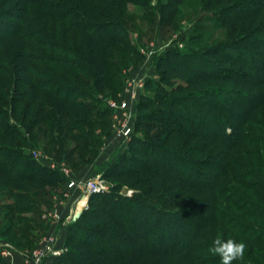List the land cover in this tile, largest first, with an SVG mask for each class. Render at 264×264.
I'll return each instance as SVG.
<instances>
[{"label": "rangeland", "instance_id": "rangeland-1", "mask_svg": "<svg viewBox=\"0 0 264 264\" xmlns=\"http://www.w3.org/2000/svg\"><path fill=\"white\" fill-rule=\"evenodd\" d=\"M19 1L4 2L11 5ZM54 1L76 5L73 2L77 0ZM166 1L126 0L120 8L121 12L111 16L106 12L102 14V7L88 12V19L92 22L108 20L115 23V27H110L115 31L100 40L88 35V50L83 59L77 60L78 64L85 65V68H81L86 69V73H65L64 69H60L61 81L71 88L62 92L69 103L50 97L52 106H44L39 114L36 110L24 120L11 115V102L8 106L0 102V109L9 110L5 114L10 119L9 128L16 125L14 130L21 136L0 142L1 156L9 154V157H13L10 164L16 171L31 160L38 163L35 167L38 172L34 173L33 180L11 177L9 182L0 181V258L4 260L3 264H175L179 259L178 254L155 252L149 248L113 256L107 249L116 239L109 237L110 232L101 226L104 222L113 224L112 220L109 222L107 218H102L104 208H114L118 204L112 201L124 203L125 198L133 197L139 191L149 194L151 201L149 199L148 202H152L156 208L149 217L146 215V221L142 224V231L152 234L150 244L158 242L155 240L157 238L165 237L173 224L182 226V209L198 207L199 204L198 208L203 211L210 206V202L203 197L207 192L200 186L191 185L182 175H172L162 168L146 170L143 164L150 162V156L146 154L148 150L155 148V143L165 138L159 135V131L165 125L162 118L167 116L166 112L173 110L169 107L172 95L183 98L192 88L187 85L183 71L173 64L167 67L168 61L163 60L164 57L172 52L210 53L215 45L240 38L241 30L230 35L232 24H225L223 17L217 16L220 7L235 0H223L221 3L218 0H181L173 10L170 6H164ZM96 2L88 0V6L97 5ZM242 4L243 10L250 14L253 0H242ZM45 11H32L26 15L25 21L29 26L26 30L30 32L32 27L39 26L50 37L34 35L29 37L31 40L16 38L11 43L16 48L22 42L28 46V54L43 57L46 61L31 64L44 74L54 70L47 61L49 56L74 60L65 52V48L69 45L78 49L77 44L81 40L74 39V31H64L67 28L64 21L46 17ZM3 19L10 20L7 17ZM254 20L264 22V12ZM234 25L240 29L242 21ZM257 35L254 38L248 35L244 42L241 39L238 45L240 57L233 56L232 61L222 58L220 61L227 67L245 69L254 83L260 77L257 70L259 63L264 61V30ZM50 38L57 40L54 43L57 49L48 46ZM175 60L180 62L182 68L184 62L181 57H175ZM6 63L0 62V70L11 69ZM250 64L254 65L255 73H250ZM0 76L3 77L1 71ZM18 76L21 73L13 72L6 77L9 82L6 85L8 94L0 91V98L13 100L18 89ZM43 78L48 79L46 75ZM246 88L250 89V85ZM251 88L256 91L261 87L255 85ZM252 113L255 120L264 121V105L252 110ZM34 116H37L38 122H32ZM148 124L153 128L149 129ZM247 125L248 133H264L259 124ZM184 139L174 134L165 139V146L172 150L178 144L175 152L181 154L182 150L191 148V144L197 142ZM240 144L242 147H235L233 153L242 168L233 167L235 176L220 178L216 204L225 216L229 215V222L247 231L250 238L240 236L227 226L221 228L215 238L219 235L223 239L232 238L250 244V250L245 249L243 259L233 264H264V192L255 196L260 189L250 191L246 188L251 181L264 182V171L255 164L256 155L264 152V147L245 141ZM190 151L181 154L188 164L181 160L178 167L186 169L189 166L192 176L199 180L208 179L203 174L207 169L199 164L206 153ZM187 153L193 157L186 158ZM193 160L197 162L192 163ZM92 178L100 179L107 189L94 193L93 203H90V197L88 207L83 206L78 213L80 205L77 202L83 198H80L78 188L69 187V182L72 179L84 182ZM250 194L261 204V208L253 205L250 211L242 210L244 201L241 198H250ZM159 209L167 212H159ZM93 210L100 215L92 213ZM172 211L180 215L174 218ZM96 216L100 220L95 219ZM125 218L130 216L126 215ZM224 230L229 232L227 237ZM88 232L97 237L95 242L88 241ZM177 236L183 242L187 240L185 236ZM199 240L206 242L205 239ZM82 251L83 254H80ZM103 253L107 255L103 256ZM198 254L205 257L211 252L198 251Z\"/></svg>", "mask_w": 264, "mask_h": 264}, {"label": "trees", "instance_id": "trees-1", "mask_svg": "<svg viewBox=\"0 0 264 264\" xmlns=\"http://www.w3.org/2000/svg\"><path fill=\"white\" fill-rule=\"evenodd\" d=\"M4 1L0 0V62L6 61V64L12 70H0L3 75V77L0 76V91L7 93L6 85L9 82L6 77L10 73L18 72L21 73V76L16 79L18 89L15 96H13V100L8 101L5 97H1L0 102L7 106L11 102L13 105L11 115L15 118L19 116L25 120L32 112L34 113L37 110V114H39L44 106H52L50 97L69 103V99L62 96V92L71 88L65 86L61 81L59 71L64 69L65 73L70 71L86 73L85 65L78 64L77 60L83 59L86 50H88V35L94 40H100L114 34L115 31L110 28L115 27V23L108 20L92 22L93 20L88 19V12H95L99 7H102V9L99 8L102 10V14L107 13L111 16L116 12H121L122 9L120 8L126 0H89L98 3L97 5L90 4V6H88V0L74 1L73 3H76V5H67L60 0V2L54 0H18L19 2H14L11 5H8L9 2ZM218 1L221 3L223 0ZM180 2L181 0H168L164 2V6H170V9L173 10ZM253 3L250 4V14L243 10L242 0L230 1L217 11L218 18L223 17L222 21L225 24H232L230 35L241 30L240 38L219 43L211 48L210 53L183 54L172 52L163 59L168 61L166 62L167 67H171V64H173L175 68L182 70L187 85L192 86V88L187 90L184 97L180 99L171 94L172 100L169 107L173 110L166 112L167 116L162 118L165 125L159 131V135L165 136V138L155 143V148L148 150L146 154L148 157L150 156V162L143 164V168L146 170L162 168L172 175L176 173L178 176L182 175L181 177L186 179L189 184L198 185L203 191L207 192L203 197L210 202V206L203 211L198 208L199 204L198 207L195 205L192 208L182 209V226L173 224L165 237L155 239L158 241L157 244H150L152 234L149 233L150 231H142V224L146 221V215L149 217V214L156 211L154 205L151 204L152 202H148L149 199L151 201L150 195L144 191H139L133 197L125 198L124 203L114 200L112 203L118 204L117 208H104L101 214L102 218H107L106 221H113V224L109 223L110 225L105 222L101 223V226H105V230L110 232L109 237L116 239V242H112L107 249L111 255L121 256L129 253V251H145L149 248L155 252L163 251L178 254L179 259L175 264H218L220 263L219 256L211 253L202 257L198 254V251L209 250L221 228L227 226L240 236L250 238L247 231L237 224H231L229 215L225 212L227 214L225 216L217 208L216 200L219 198L216 197V193L219 189L221 177L227 175L233 177L236 173L233 167L239 166L242 168L235 160V154L233 153L235 147H242L240 144L242 141L264 147V133L254 135V132H247L249 131L247 127L249 123L259 124L264 129V121L255 120L252 113V110L264 105V61L261 60V63H259L260 66L257 70L260 72V77L256 83L250 80L245 69L240 70L235 66L227 67L220 62L222 58L232 61L234 60L233 56L234 58L240 57L241 53L238 54L240 50L238 45L241 39H244L241 41L244 42L249 37L248 35H250V38H254L258 36L257 34L260 35L263 32V20L256 22L254 19L264 12V0H253ZM42 9H46L44 12L46 17H51L55 21H64L65 26H67L64 31H74L76 33L74 39L81 38L77 44L78 49L69 45L65 48V52L72 56L74 60L49 56L47 61L54 70L46 72V74L41 72L37 66L31 64L46 61L42 59L43 57L28 54V46L22 42L16 48L11 45L16 38L31 40L29 37H34V35L50 37L39 26L32 27L30 32L26 30L29 27L25 21L26 15H29L32 11L40 12ZM234 12H238V14ZM3 17L10 20H5ZM238 21H242L240 29L234 25ZM54 36L56 35L54 34ZM50 39L51 41L49 40L50 43H48L50 49H57L54 44L57 43L55 42L57 40L55 38ZM172 56L173 58H171ZM175 57H181V61L184 62L182 68ZM248 68H250V73H255L254 65L250 64ZM165 69H167L166 66ZM45 75L48 78L47 80L43 78ZM248 85H250V89L246 88ZM255 85L261 88L256 91L251 90V87ZM7 113H9V110L0 109V142H8V139L12 140L13 137H21L14 130L16 125L11 126L13 130L9 128L10 119H8L9 116L7 118L5 116ZM36 117L34 116L32 122L39 121ZM148 128L151 129L153 126L148 124ZM28 131L30 132V129ZM174 134L185 137L184 140H187V142L197 141L192 142L191 148L182 150L181 154L185 151L191 152L192 149L196 153H206L204 158L199 160V164L207 169L203 174H206L208 179L199 180L200 178L192 176V168L189 166L186 169L178 167L181 160L184 164L188 163L180 153L175 152V149L179 148L178 144L173 146L174 150L167 149L165 146L167 143L165 139L171 138ZM199 142L202 143L199 144ZM158 149L162 152L159 153ZM1 151L0 149V153ZM251 154L254 155L253 151ZM191 156L193 157L191 153H187L186 158L190 157L191 159ZM256 156V167L264 171V152H258ZM10 159H13V157H9V154L4 156L0 154V181L3 183L9 182L11 177L29 181L35 178L33 175L38 172L35 168L38 163L31 160L32 162L23 164L22 168L16 171L15 167L11 166ZM236 181L238 180L236 179ZM263 184L264 182L261 183L260 180L251 181L246 188L250 191L260 189L259 192L255 193V196H259L264 192ZM93 195L90 198V203L91 201L93 203V197L95 196ZM241 199L244 201L241 207L242 210L250 211V206L253 205L261 208V204L255 201L252 194H250V198L242 197ZM228 203L235 205L231 201ZM158 211L167 212L162 209ZM92 213H96L97 216L100 215L96 210H93ZM171 214L174 218L180 215L177 211H172ZM126 215H129L130 218H125ZM97 216L95 219L100 220ZM107 227L113 230L110 231ZM228 233V230H224L226 237L229 235ZM177 235L185 236L187 240L183 242ZM86 236L88 241L95 242L97 240V237L91 232H88ZM199 239H205L206 242H199ZM246 246L250 250V244L246 243ZM79 253L83 254V251ZM102 255L107 254L103 253ZM3 261L0 258V264H3Z\"/></svg>", "mask_w": 264, "mask_h": 264}, {"label": "clouds", "instance_id": "clouds-1", "mask_svg": "<svg viewBox=\"0 0 264 264\" xmlns=\"http://www.w3.org/2000/svg\"><path fill=\"white\" fill-rule=\"evenodd\" d=\"M246 247L243 241L238 242L232 238L223 239L218 235L213 240L209 252L219 256L220 264H233L234 261L243 259Z\"/></svg>", "mask_w": 264, "mask_h": 264}, {"label": "built area", "instance_id": "built-area-1", "mask_svg": "<svg viewBox=\"0 0 264 264\" xmlns=\"http://www.w3.org/2000/svg\"><path fill=\"white\" fill-rule=\"evenodd\" d=\"M69 187L79 189V191H80L79 193L81 196L80 198L85 199V206L84 207H86V208L88 207L89 198L91 197V195H93L94 193H100V192L107 189V186H105V184L102 183V181L98 178H92V179L84 181V182H78V181L72 179L69 182ZM83 199H81V200L79 199L77 202V205H79Z\"/></svg>", "mask_w": 264, "mask_h": 264}, {"label": "bare ground", "instance_id": "bare-ground-1", "mask_svg": "<svg viewBox=\"0 0 264 264\" xmlns=\"http://www.w3.org/2000/svg\"><path fill=\"white\" fill-rule=\"evenodd\" d=\"M79 209H78V213L80 212V210H82V207L85 206V199H83L80 204H79Z\"/></svg>", "mask_w": 264, "mask_h": 264}]
</instances>
